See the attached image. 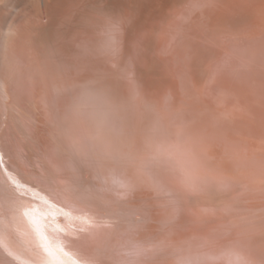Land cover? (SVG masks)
I'll return each mask as SVG.
<instances>
[{"label": "bare ground", "instance_id": "obj_1", "mask_svg": "<svg viewBox=\"0 0 264 264\" xmlns=\"http://www.w3.org/2000/svg\"><path fill=\"white\" fill-rule=\"evenodd\" d=\"M19 1L0 264H264V0Z\"/></svg>", "mask_w": 264, "mask_h": 264}, {"label": "rangeland", "instance_id": "obj_2", "mask_svg": "<svg viewBox=\"0 0 264 264\" xmlns=\"http://www.w3.org/2000/svg\"><path fill=\"white\" fill-rule=\"evenodd\" d=\"M36 1H38L39 2V6H40V1L41 0H36ZM23 2H25V3H23ZM23 3V4H22ZM23 10H22V9ZM30 8H31V6H30V3H28V0H20L18 3H17V5L15 6V8H14V10H13V12H12V14H11V18L10 19H7V21L6 22H8L9 21V23H10V20L12 21V18L14 17V16H16L17 15V19H19V21H21L22 19H23V17H25V16H28V13H29V10H30ZM25 9H26V11H25ZM14 12H15V14H14ZM18 12H19V14H18ZM28 12V13H27ZM17 13V14H16ZM23 15V16H22ZM22 16V17H21Z\"/></svg>", "mask_w": 264, "mask_h": 264}]
</instances>
